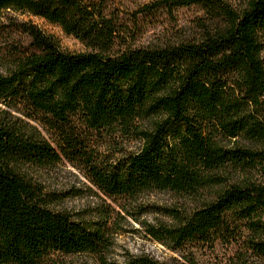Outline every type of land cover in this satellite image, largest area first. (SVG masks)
<instances>
[{"label": "trees", "instance_id": "obj_1", "mask_svg": "<svg viewBox=\"0 0 264 264\" xmlns=\"http://www.w3.org/2000/svg\"><path fill=\"white\" fill-rule=\"evenodd\" d=\"M185 7L197 10L191 33L140 42ZM10 9L87 49L64 50L26 20L0 50V264L74 254L112 264L123 213L190 264L241 234L264 260V0H140L127 16L106 0H0ZM61 164L104 200L92 216L54 207L60 196L38 172ZM155 191L191 206L153 205L171 221L143 222L142 198ZM125 264L167 263L141 254Z\"/></svg>", "mask_w": 264, "mask_h": 264}, {"label": "rangeland", "instance_id": "obj_2", "mask_svg": "<svg viewBox=\"0 0 264 264\" xmlns=\"http://www.w3.org/2000/svg\"><path fill=\"white\" fill-rule=\"evenodd\" d=\"M106 1L122 11L123 16H127L135 12L136 5L140 0ZM230 1L238 5L244 2V0ZM196 14L197 10L195 7H185L179 10L177 22L174 20L165 25V18H163L160 22L149 24L141 34L140 42L145 44L162 43L166 39L175 38L176 35L191 33L193 30V19ZM26 20L33 21L44 32L52 35L64 50L80 52L87 49L79 39L65 33L61 27L51 24L38 16H33L26 11L10 9L0 12V50L2 52H8L12 45L22 39V36L15 30V26L18 22ZM5 63L6 60L0 61L2 69ZM38 176L49 191L59 194L60 199L54 204L57 209L92 216L93 209L104 203L97 189L69 164L56 165L50 167V169L41 170L38 172ZM254 176L260 178L258 172ZM142 201L147 207L139 217L143 222L152 223L159 221L170 222L171 219L159 212H155L150 206H191L189 200L171 192H149L143 196ZM122 215L125 219L119 220V229L114 236L115 245L109 258L112 264H125L130 257L141 254L149 255L167 264L181 262L190 264L180 254L173 252L148 235L143 224L125 213ZM244 233L246 234V232ZM245 236L241 234L238 240L218 243L213 249L207 248L204 251H195L193 255H189L196 260L197 264H231L235 261L246 264H264V260L251 255V253H246ZM61 257L64 264H99L97 258L90 254L62 255Z\"/></svg>", "mask_w": 264, "mask_h": 264}]
</instances>
